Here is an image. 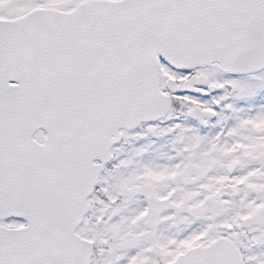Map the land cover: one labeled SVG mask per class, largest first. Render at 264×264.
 Wrapping results in <instances>:
<instances>
[{
    "label": "snow or ice",
    "instance_id": "obj_1",
    "mask_svg": "<svg viewBox=\"0 0 264 264\" xmlns=\"http://www.w3.org/2000/svg\"><path fill=\"white\" fill-rule=\"evenodd\" d=\"M0 264H264V0H0Z\"/></svg>",
    "mask_w": 264,
    "mask_h": 264
}]
</instances>
